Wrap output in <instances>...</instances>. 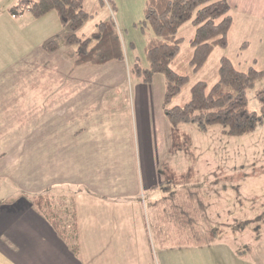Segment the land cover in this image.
<instances>
[{
    "label": "crops",
    "instance_id": "obj_1",
    "mask_svg": "<svg viewBox=\"0 0 264 264\" xmlns=\"http://www.w3.org/2000/svg\"><path fill=\"white\" fill-rule=\"evenodd\" d=\"M17 1L0 0V74L12 78L23 68L19 90H0V137L17 143L18 156L33 155L37 187L0 200V264H264V248L243 251L218 241L216 232L207 234L210 223L194 187L203 174L198 161L209 158L214 183L225 172L204 139L209 128H197L207 134L198 147L194 141L193 158L171 149L165 76L158 73L146 83L134 74L125 118L117 109L125 89L121 82L132 74V65L123 36L125 59L78 63L67 45L55 52L42 46L61 28L58 13L13 15L9 7ZM126 1L85 0L90 13L85 23L97 15L95 31L99 22L114 19L120 33L121 25H129L122 12ZM146 1L132 0L144 6ZM229 2L230 30L250 21L264 25V0ZM104 65L112 67L108 76L87 70ZM119 77L124 78L114 82ZM184 173L189 180L169 182ZM39 194L66 207L73 203L76 250L37 208L33 199Z\"/></svg>",
    "mask_w": 264,
    "mask_h": 264
},
{
    "label": "trees",
    "instance_id": "obj_2",
    "mask_svg": "<svg viewBox=\"0 0 264 264\" xmlns=\"http://www.w3.org/2000/svg\"><path fill=\"white\" fill-rule=\"evenodd\" d=\"M9 11L13 15L29 11L36 17L57 11L62 25L58 32L42 43L47 52H55L67 45L72 48L78 63L102 64L125 59L114 19L99 22L97 29L86 37L78 34V29L90 16L85 0H18L9 7ZM232 11L229 0H147L145 4L141 20L142 29L148 32L145 58H137L131 72L146 83L153 81L158 73L165 76L164 110L171 127V149L183 150L190 157H194V139L184 124L195 123L201 131L222 124L224 133L228 135H244L264 126V68L251 65L241 69L226 55L221 57L220 76L209 89L206 81H197L188 101L168 105L189 78L188 74L172 67L182 41L178 35L180 26L188 20L196 26L191 38L194 46L191 63L198 68L214 46H227L234 20ZM188 176L186 173L179 177L174 174L175 179L169 178V182L186 181ZM33 201L58 234L71 242L76 250L79 234L73 203L66 207L49 194H39ZM214 232L209 226V237Z\"/></svg>",
    "mask_w": 264,
    "mask_h": 264
},
{
    "label": "rangeland",
    "instance_id": "obj_3",
    "mask_svg": "<svg viewBox=\"0 0 264 264\" xmlns=\"http://www.w3.org/2000/svg\"><path fill=\"white\" fill-rule=\"evenodd\" d=\"M144 8L145 6L140 2L134 3L129 0L126 1L122 11L129 25L122 23L121 34H119L125 39L128 54L126 49H123L130 65L137 58L142 60L145 58L148 32L146 33L141 25ZM96 17L97 15L94 18L96 19ZM95 19L82 25L78 29V34L82 37L90 35L94 31ZM121 20L126 23L122 18ZM236 21L238 22V20ZM250 22L248 27L245 24L241 26L237 23L229 31L227 46H214L205 62L198 68H195L191 63L194 52L191 38L196 32V26L191 20L180 26L178 35L182 37V41L180 50L172 62V67L182 74H188L189 78L182 85L180 91L170 99L169 106L188 101L192 96V86L197 81H206L209 89L220 76L219 68L223 55L229 56L241 69H246L251 65L259 69L264 68V25H255ZM245 40H247L246 45H244ZM85 66L93 65L85 64ZM82 69L84 70L83 67ZM22 70L23 68H20L18 75L12 78H6L5 74H0V90L3 92L7 88L19 90L21 87L19 74L22 73ZM87 70L97 71L100 76H108L109 72H112L110 71L112 67L94 66ZM134 77V73H129L126 83L122 81L124 77L114 80L119 83L122 81L121 87L125 88L120 96L121 100L118 102L120 108L117 109L121 115H125V118L128 112L127 100H125L126 89L134 85L135 82L132 79ZM129 103L132 102L129 101ZM52 114L56 115L57 112ZM41 115L46 118L50 117L49 112L42 111ZM16 118L17 115H14L9 119L15 120ZM121 120L125 125V120L122 118ZM184 128L191 132L197 147L200 142L203 143L202 136L207 133L199 131L195 123L184 124ZM223 128L222 124L210 126L208 133L210 138L204 139L212 145L215 160L217 163H221L222 172L225 174H222L214 183L215 177H211L210 169L212 164L210 166L209 158H203L202 154L203 156L198 161L199 169L206 176L204 178L202 174L203 180L201 177V181L194 183V187L199 189L203 209L210 226L212 229L215 227V231L220 237L218 241L230 243L243 251H247L251 247L254 249L264 248V126L255 132L244 135H228L221 131ZM216 132L220 137L213 138L212 134ZM7 139L9 138L0 137V140H4V142H0V200L15 197L21 189L31 187L30 191H34L36 188L32 187H37L36 178L33 180L32 177L36 161L33 160V155L20 153L18 156L17 143L6 141Z\"/></svg>",
    "mask_w": 264,
    "mask_h": 264
}]
</instances>
